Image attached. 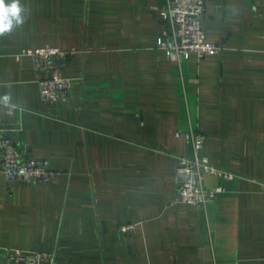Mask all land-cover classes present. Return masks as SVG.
Masks as SVG:
<instances>
[{
  "label": "crops",
  "instance_id": "0c3cea01",
  "mask_svg": "<svg viewBox=\"0 0 264 264\" xmlns=\"http://www.w3.org/2000/svg\"><path fill=\"white\" fill-rule=\"evenodd\" d=\"M164 1L20 0L25 22L0 35V134L55 173L0 176V264H16L11 249L54 264H264V0H208L220 49L180 62L160 48ZM39 47L67 53L66 100L42 98L23 54ZM191 129L235 173L204 176L222 190L203 206L175 202Z\"/></svg>",
  "mask_w": 264,
  "mask_h": 264
},
{
  "label": "built area",
  "instance_id": "2783aa9c",
  "mask_svg": "<svg viewBox=\"0 0 264 264\" xmlns=\"http://www.w3.org/2000/svg\"><path fill=\"white\" fill-rule=\"evenodd\" d=\"M208 0H165L160 9L163 21L160 48L169 58L180 62L187 53L203 57L216 52L220 46L206 38L204 18ZM23 54L33 57L37 69L42 73L39 79L40 94L44 100H66L70 90V79L63 75L61 59L67 55L59 47H39L27 49ZM193 148L190 156H181L178 171L185 175L177 190L175 202L191 205H206L212 201L221 187L208 188L204 183L206 174H216L227 179L234 172L212 163L207 156L200 154L204 135L191 129L186 134ZM0 176L23 184L49 183L55 173L50 161L27 155L13 143L9 136L0 134ZM123 231L134 230V224L121 227ZM11 258L16 264H54V255L47 252L11 249Z\"/></svg>",
  "mask_w": 264,
  "mask_h": 264
},
{
  "label": "clouds",
  "instance_id": "9594fccd",
  "mask_svg": "<svg viewBox=\"0 0 264 264\" xmlns=\"http://www.w3.org/2000/svg\"><path fill=\"white\" fill-rule=\"evenodd\" d=\"M23 13L20 0H0V35L11 32L14 25H22L26 19Z\"/></svg>",
  "mask_w": 264,
  "mask_h": 264
}]
</instances>
